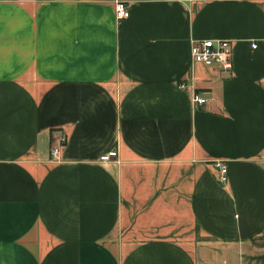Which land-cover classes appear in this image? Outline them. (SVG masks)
I'll use <instances>...</instances> for the list:
<instances>
[{
    "label": "crops",
    "instance_id": "0c3cea01",
    "mask_svg": "<svg viewBox=\"0 0 264 264\" xmlns=\"http://www.w3.org/2000/svg\"><path fill=\"white\" fill-rule=\"evenodd\" d=\"M0 264H264V0H0Z\"/></svg>",
    "mask_w": 264,
    "mask_h": 264
},
{
    "label": "built area",
    "instance_id": "2783aa9c",
    "mask_svg": "<svg viewBox=\"0 0 264 264\" xmlns=\"http://www.w3.org/2000/svg\"><path fill=\"white\" fill-rule=\"evenodd\" d=\"M127 9L122 1L114 3V17L116 21L122 20L127 16ZM253 45V44H252ZM189 53L193 62L201 63L205 66H214L221 70L228 71L230 68V49L229 41L225 39H194L190 42ZM192 101L195 104H202L205 98L194 93ZM56 148L50 150V154L56 153ZM116 156L115 150H108L101 154L99 159L102 161L109 160ZM218 168L216 180L218 182L226 181V168L223 163L215 162Z\"/></svg>",
    "mask_w": 264,
    "mask_h": 264
}]
</instances>
